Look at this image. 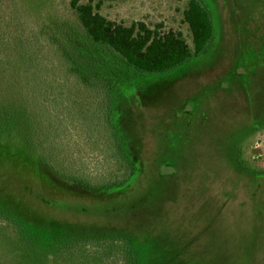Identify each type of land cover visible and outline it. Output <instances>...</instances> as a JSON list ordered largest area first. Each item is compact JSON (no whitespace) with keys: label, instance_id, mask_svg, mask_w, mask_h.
Returning a JSON list of instances; mask_svg holds the SVG:
<instances>
[{"label":"rangeland","instance_id":"obj_1","mask_svg":"<svg viewBox=\"0 0 264 264\" xmlns=\"http://www.w3.org/2000/svg\"><path fill=\"white\" fill-rule=\"evenodd\" d=\"M70 1L0 0V215L16 225L0 223V264H89L72 258L73 245L101 239L125 242L135 264H264V0H196L212 41L161 76L86 49ZM79 1L191 46L190 0ZM67 44L120 82L83 85L65 71ZM105 111L136 170L125 187L95 194L40 153L88 163Z\"/></svg>","mask_w":264,"mask_h":264},{"label":"trees","instance_id":"obj_2","mask_svg":"<svg viewBox=\"0 0 264 264\" xmlns=\"http://www.w3.org/2000/svg\"><path fill=\"white\" fill-rule=\"evenodd\" d=\"M70 8L76 15L84 34L83 37L80 35L76 37L83 41L86 49L88 46L91 50L102 51L101 54L119 60L127 69L146 76L166 75L178 69L193 57L201 55L213 38L212 20L205 8L196 0H190L183 13L184 23L191 36V46L180 32L164 31L161 26L150 28L142 22L129 26L110 22L99 14L97 7L81 4L79 0H71ZM8 34L11 32L5 33L3 38H7ZM5 41L14 46L10 39ZM52 42L55 45L54 41L50 44ZM67 45L70 48L64 47L66 53L64 58H61L66 69L58 59L56 60L60 65L56 68L60 67L67 73L77 76L83 85L96 84L102 90L112 88L114 84L120 82L115 75V69L97 67L98 64L93 62L83 48L80 49L83 52L67 54L69 49L71 50V44ZM115 79L117 81L114 82ZM100 106L98 104V110L101 109ZM105 113L106 111L101 121L99 119L94 125V131L91 129L93 132L100 131V139L97 140V145H93L95 144L93 140L90 141L91 144L87 142L90 147V152L85 157L88 158V163H80L82 156H71L62 164V161L58 162L49 152L40 153L42 158H45L41 161L44 166H49V169L55 172L57 170L60 174L64 173L63 178L67 177L75 185L95 194L125 187L132 180L136 170L129 155L115 142L119 138L114 131V125L109 123ZM105 130L108 132V137H104ZM0 223L16 227L10 218L2 215H0ZM73 246L67 249L73 247L71 254L76 261H89L91 262L89 264H135L130 247L121 240L101 239Z\"/></svg>","mask_w":264,"mask_h":264}]
</instances>
